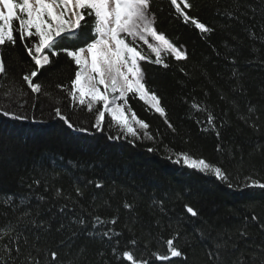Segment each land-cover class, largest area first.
<instances>
[{
  "label": "trees",
  "instance_id": "1",
  "mask_svg": "<svg viewBox=\"0 0 264 264\" xmlns=\"http://www.w3.org/2000/svg\"><path fill=\"white\" fill-rule=\"evenodd\" d=\"M189 2L193 4L189 15L213 31L202 34L186 24L170 0H153L158 30L186 49L188 59L177 61L162 54L168 68L141 62L147 86L161 97L167 121L138 97L129 94L128 98L131 111L149 125L155 141L145 137L133 144L131 136L109 140L107 137L117 132L114 126L108 128L110 116L106 114L104 132L91 129L96 113L73 105L66 92L57 88H70L78 70L61 50L85 47L92 37L91 20L78 38L58 43L54 51L60 55L52 57V63L35 78L55 103L43 95L35 97L23 81V75L36 66L19 37L15 47L4 49L8 77L0 78V96L8 89L13 99L21 90L27 93L22 111L34 117L18 121L0 115V224L16 223L25 212L31 213L17 229L22 234L21 259L31 253L40 264H52L51 252L56 251L62 264H130L120 253L131 250L149 264H218L215 255L219 251L222 264H233L242 256L252 264L251 256L264 248V230L259 227L264 224V190L244 187L246 180L264 182V3ZM141 47L145 55L154 58L147 45ZM193 103L206 107L215 117L219 137L207 124L208 113L196 111ZM56 105L78 127H89L91 132L68 129L55 117ZM149 148L156 151L149 152ZM181 151L221 166L242 190L166 159ZM98 183L102 187L97 188ZM77 187L83 196L76 194ZM9 196L11 205L3 203ZM125 202L133 208L126 209ZM186 206L197 210L198 216L188 214ZM95 216L117 218L115 225L97 229L113 228L112 240L89 235ZM80 217L87 222V229L74 223ZM30 219L51 221L52 229L25 227ZM60 224L65 227L57 231ZM73 233L76 235L69 240ZM173 236L185 256L170 261L155 259L157 254H169L165 241ZM133 239L135 245L129 243ZM7 242V237L0 241V256ZM218 244L222 247L216 249ZM113 247L117 248L115 255Z\"/></svg>",
  "mask_w": 264,
  "mask_h": 264
},
{
  "label": "snow or ice",
  "instance_id": "2",
  "mask_svg": "<svg viewBox=\"0 0 264 264\" xmlns=\"http://www.w3.org/2000/svg\"><path fill=\"white\" fill-rule=\"evenodd\" d=\"M170 3L174 6L176 15L181 17L186 24L194 25L202 34L213 31L199 18L189 15V11L193 8V4L189 0H179V2L170 0ZM89 20L92 21L90 42H87L85 47L75 50L68 48L61 50L74 61L78 70L74 73L70 88L67 85H57V88L66 92L73 105L86 106L88 112L96 113L91 129L104 132L105 117L108 114L110 116L109 130L113 126L117 130L116 134H110L107 137L109 140L119 141L122 137L127 139L131 136L133 144L137 139L145 137L155 141L156 137L149 132V125L139 119L134 111H131L128 103L129 94L144 101L155 113L160 114L167 121L166 109L161 103V97L154 89L148 88L146 72L141 62L168 68L169 65L165 62L166 58L162 54L173 56L177 61H187L188 53L186 49L177 46L165 32L158 30L157 16L153 11V0H0V78L8 77L4 49L7 46L15 47L17 37H19L27 55L36 66L35 70L23 75V81L35 97L43 95L55 103L51 93L44 92L43 85L36 82L35 78L38 77L41 69L52 63V57L60 55V52L54 51L58 43L64 39L78 38L79 33L88 26ZM141 44L147 45V49L151 54H154V58L152 55L144 54ZM47 53H51V56ZM26 95L27 93L21 90L19 96L13 99L12 90L8 89L0 96V100L3 101L0 103V115L18 121L34 119L22 111L27 103L26 100H23ZM192 107L198 112L208 113L207 124L219 137L220 132L216 130L215 117L211 112L200 104L193 103ZM53 113L68 129L81 133L91 132L89 127H78L76 122L62 113L60 106H54ZM197 122L199 123V121ZM168 127L175 131L170 123ZM203 130L207 131L208 129ZM216 150L220 151L219 145ZM148 151L154 152L156 149L149 148ZM166 159L205 176H212L229 188L235 187L237 190H242L239 183L233 184L224 168L203 157H196L189 152L181 151L167 156ZM96 187L100 188L102 185L98 183ZM244 187L264 190V182L252 179L248 183L246 180ZM75 191L78 196L84 195L79 187ZM3 203L11 205L13 198L6 197ZM159 203L162 207V202ZM66 207L67 205L62 207L60 212L63 213ZM124 207L131 210L133 205L125 202ZM186 212L192 217L198 216L197 210L191 206H186ZM30 215V212H25L17 219L16 223L9 221L6 224H0V232H3L0 241L5 237L8 238V242L3 246L4 252L0 256V264H17L18 261L19 264H26V262L40 264L31 253L21 259L22 252L19 241L22 234L17 229L24 217ZM251 219L258 220L256 216H252ZM74 223L85 229L88 227L82 217L76 219ZM116 223L117 218L115 217L104 220L100 216H95L92 219V231L89 235L99 236L101 239L107 237L112 240L113 228L99 232L97 229ZM29 224L44 231L52 229L51 221L37 223L35 219H30L26 222L25 227ZM64 227V224H60L56 230L61 231ZM259 227L264 230V224H259ZM200 234L203 235V233ZM75 235L76 233H73L69 240ZM116 235L120 234L116 233ZM241 235H246V233L241 232ZM176 238L173 236L165 241L168 255L157 254L154 258L160 261H170L172 258L184 257L185 254L174 243ZM23 240L27 244V237H23ZM62 243L64 242L62 241ZM116 243L118 244L119 241L117 240ZM129 243L135 245L137 242L133 239ZM214 247L219 249L222 245L218 244ZM111 251L115 255L117 248L113 247ZM120 257L130 264H149L148 259L137 258L131 250L122 251ZM215 259L218 264H222L219 251L216 252ZM51 261L52 264H62L56 251L51 252ZM251 261L252 264H256V261H259V264H264V248H260L258 254H253ZM68 264H73V261H68ZM233 264H247V261L242 256Z\"/></svg>",
  "mask_w": 264,
  "mask_h": 264
}]
</instances>
